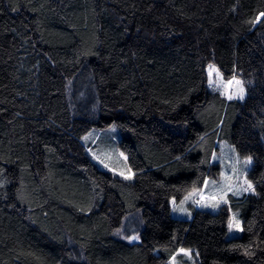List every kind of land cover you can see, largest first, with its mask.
<instances>
[{"label":"trees","instance_id":"trees-1","mask_svg":"<svg viewBox=\"0 0 264 264\" xmlns=\"http://www.w3.org/2000/svg\"><path fill=\"white\" fill-rule=\"evenodd\" d=\"M264 0H0V264H264ZM259 18V19H258ZM246 96L208 84L206 65ZM116 121L133 177L82 136ZM226 138L256 192L213 211ZM230 206L243 232L229 237Z\"/></svg>","mask_w":264,"mask_h":264},{"label":"rangeland","instance_id":"rangeland-1","mask_svg":"<svg viewBox=\"0 0 264 264\" xmlns=\"http://www.w3.org/2000/svg\"><path fill=\"white\" fill-rule=\"evenodd\" d=\"M210 65H214L219 70V76L213 73L211 78L209 77ZM206 71L208 84L212 89L219 90L228 97L237 92L238 87L242 86L244 89L243 98L246 96V89L241 75L236 74L233 77L240 80L242 85L238 86L234 82L229 85L228 81L232 80L233 77H226L216 63L209 62L206 65ZM234 98L239 97L234 96ZM120 134V127L114 121L103 127H92L82 136V139L86 144H90L89 151L91 156L100 167L112 169L127 178H132L133 171L127 153L119 145ZM218 145L219 148L214 153L213 159L220 162L221 170L219 176L208 177V185L205 192H201L202 190H192L183 199L171 198L173 215L185 218L190 217L192 209L189 202L195 203L196 206L217 211L223 203L229 204L230 194L242 196L247 192H256V187L249 175L253 164V157L251 155L240 154L235 145L226 138H220ZM249 183H251L252 188L245 191ZM229 210V222H232L233 227L229 229L228 224L227 235L229 237L240 235L243 232L241 211L233 206H230ZM181 249L188 251L189 254L185 255ZM199 260L200 256L197 250L190 246H181L169 258L170 264H198Z\"/></svg>","mask_w":264,"mask_h":264},{"label":"snow or ice","instance_id":"snow-or-ice-1","mask_svg":"<svg viewBox=\"0 0 264 264\" xmlns=\"http://www.w3.org/2000/svg\"><path fill=\"white\" fill-rule=\"evenodd\" d=\"M261 16H264V13H261ZM259 19V18H258ZM216 73L217 76L220 75L219 70L214 66V65H210L209 66V77L211 78L212 74ZM235 83L236 85L240 86L242 85V82L240 80L235 79V77L232 78V80L228 81V84L231 85L232 83ZM210 83H211V79H210ZM234 96H238L240 99H243L244 96V89L242 86L238 87L237 92L231 94L228 96L229 99H233ZM252 188L251 183L248 184V188L245 189V191H248L249 189ZM233 227L232 222H229V229H231ZM182 252H184L185 255H188V251L181 249Z\"/></svg>","mask_w":264,"mask_h":264},{"label":"crops","instance_id":"crops-1","mask_svg":"<svg viewBox=\"0 0 264 264\" xmlns=\"http://www.w3.org/2000/svg\"><path fill=\"white\" fill-rule=\"evenodd\" d=\"M207 185H208V178L206 179V182L202 188L194 189V191H199V190L201 191L202 190L201 192H205V189H207ZM171 206H172V204H171Z\"/></svg>","mask_w":264,"mask_h":264}]
</instances>
